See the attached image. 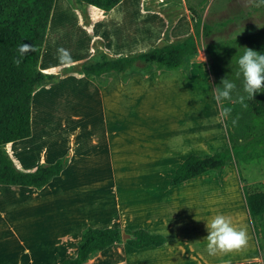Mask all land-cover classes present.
<instances>
[{
  "label": "rangeland",
  "instance_id": "rangeland-1",
  "mask_svg": "<svg viewBox=\"0 0 264 264\" xmlns=\"http://www.w3.org/2000/svg\"><path fill=\"white\" fill-rule=\"evenodd\" d=\"M258 3L122 0L103 10L80 0H56L39 68L51 78L33 93L32 136L4 149L25 169L64 155L70 162L43 191L25 187L22 200L5 189L3 197L13 199H0L7 218L0 220L3 264L15 261L19 232L33 234L40 245L51 244L72 222L81 233L88 226H119L122 232L145 228L165 237L160 247L140 249L122 239L85 264H264V236L255 231L244 192L245 186L264 189V146L257 159L236 158L221 172L209 170L170 185L180 159L213 153L232 140L245 142L264 132V117L250 111L247 99L246 108L239 102L247 94L237 63L245 47L264 53V5ZM193 14L212 30L209 36L197 35L198 51L181 68L154 66L149 74L135 69L124 75L129 77L124 86H115L110 75L83 73L84 62L194 34ZM60 47L70 51V62L59 60ZM223 78L237 85L231 101L223 104L233 109L227 118L213 98ZM217 214L246 228V247L208 254L206 224ZM28 216L35 220L30 230Z\"/></svg>",
  "mask_w": 264,
  "mask_h": 264
},
{
  "label": "trees",
  "instance_id": "trees-1",
  "mask_svg": "<svg viewBox=\"0 0 264 264\" xmlns=\"http://www.w3.org/2000/svg\"><path fill=\"white\" fill-rule=\"evenodd\" d=\"M80 1L108 10L122 0ZM55 3L56 0H0V184L3 185L42 188L59 176L70 162V156L64 155L52 163L39 164L34 170H24L4 149L5 144L32 136L33 93L39 83L51 78V74L39 68ZM193 26L195 33L182 39L121 56L106 55L100 61L84 62L81 69L86 75L100 76L104 73L127 75L135 69H144L143 73L149 74L153 72L154 66L181 68L187 58L198 51L197 35L202 33L209 36L212 30L196 14H193ZM21 43L32 44L37 51L28 53L17 67L13 58L18 56L17 47ZM247 101L253 114L264 117V92L256 93L254 99ZM226 125L229 128L227 119ZM263 146L264 132L245 142L232 140V144L214 153L191 154L176 168L170 185H178L209 170L221 172L236 158L245 162L257 159L261 154L259 149ZM244 192L255 231L264 236V189L245 186ZM125 231L132 235L127 243L138 249L162 246L165 242L163 234L152 233L145 228ZM121 241L122 229L119 226H88L78 242L77 254L63 259L60 264H83L94 253Z\"/></svg>",
  "mask_w": 264,
  "mask_h": 264
},
{
  "label": "clouds",
  "instance_id": "clouds-1",
  "mask_svg": "<svg viewBox=\"0 0 264 264\" xmlns=\"http://www.w3.org/2000/svg\"><path fill=\"white\" fill-rule=\"evenodd\" d=\"M259 5H264V0H259ZM34 45L21 43L17 47L18 56L13 58V63L19 67L23 58L30 52H36ZM58 58L61 62H70L71 53L69 50L60 47L57 50ZM239 75H242L243 92L247 95H240L239 102L243 107L248 105L245 100L254 99L258 92L264 91V53L256 51L250 47H245L244 53L238 58ZM222 87H216L213 98L218 105H221V116L227 118L231 115L233 109L224 107L225 101H231L232 93L236 90L237 85L234 81L227 78L221 80ZM239 117L233 119L235 126ZM207 236L206 250L209 255H216L218 252L230 253L234 250H240L248 244V233L246 228L237 227L233 224L232 219L224 214L215 215L206 224Z\"/></svg>",
  "mask_w": 264,
  "mask_h": 264
},
{
  "label": "crops",
  "instance_id": "crops-1",
  "mask_svg": "<svg viewBox=\"0 0 264 264\" xmlns=\"http://www.w3.org/2000/svg\"><path fill=\"white\" fill-rule=\"evenodd\" d=\"M42 54H43V52H42ZM41 59H42V56H41ZM40 65H41V60H40ZM107 75H110L112 77L113 81H116V83L114 84L115 86L117 84L120 85V86H122V85L124 86V84H126L125 81H129V77L127 78V77H124V75H119V74H116V73H104V74H102V75H100L98 77L100 78L102 76H107ZM93 76H95V75H93ZM94 84L96 86H99V84H97L96 82H94ZM114 85H110V87L111 86L113 87ZM127 86H128V84L126 85V87ZM33 96H34V94H33ZM106 139L108 141V144H110L109 136H107ZM204 141L205 140H203L201 142V144ZM203 153L204 154L205 153L209 154L208 152H203ZM187 157H185V158H187ZM184 159H180V162L177 163L176 166L178 167L180 165V163ZM19 167L24 169V170H34V169L37 168V167H35L34 169H32V168L25 169L22 165L19 166ZM176 168H175V170H176ZM175 170L173 172H175ZM204 173H202V174H204ZM202 174H200V175H202ZM50 183H48L47 185H49ZM46 186H44L42 188H37L38 190H36V192L43 191ZM25 187H31V186L3 185V184H0V199L1 200L2 199H4V200L9 199V197L4 198L3 194L6 191L5 189H10V190H14L16 192V196H14V200H18V199L22 200L24 198H21V197L27 196L26 193L21 192V191H24L26 189ZM32 188H35V187H32ZM12 199H9V200H12ZM15 203H16V201L14 203H12L13 206H15ZM3 209L2 210L0 209V217H1L0 220L2 219V220L6 221L7 218L4 215L5 214L4 210H6V209H4V210ZM7 211H9V209H7ZM11 211L14 214H16L13 210H11ZM14 214H13V216L15 217ZM33 219L30 216L27 217L28 230H30V227L33 225V223L35 221ZM68 226L69 227L66 230H64V231L62 230V232L58 233L56 235V237L51 238V241H53L51 244L47 243L48 241H45L44 245H40L39 243H36L35 241H33L32 240L33 234H30V235L24 237V236H22V233L19 232V234L17 236L18 240H16V244H17V246H19V250L20 251L17 250V254L14 255L15 256V261H12L13 264H60L63 259L68 258V257H74L77 254L78 242H79V240H80V238L82 236V233H81V230H80V225H77L76 223L72 222V223L68 224ZM73 239H76V240H74V243H73ZM158 247H160V246H158ZM101 252L102 251L97 252V253H101ZM97 253H94V254H97ZM3 263H4V261L2 262V260H1L0 264H3ZM85 263H83V264H85Z\"/></svg>",
  "mask_w": 264,
  "mask_h": 264
},
{
  "label": "water",
  "instance_id": "water-1",
  "mask_svg": "<svg viewBox=\"0 0 264 264\" xmlns=\"http://www.w3.org/2000/svg\"><path fill=\"white\" fill-rule=\"evenodd\" d=\"M131 237H132V235L130 233H128L126 231L122 232V239L123 240L126 241L128 238H131Z\"/></svg>",
  "mask_w": 264,
  "mask_h": 264
}]
</instances>
